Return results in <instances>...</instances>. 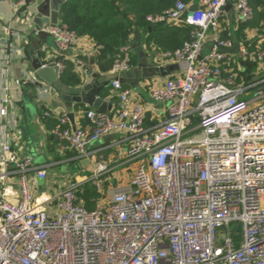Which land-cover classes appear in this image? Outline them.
Here are the masks:
<instances>
[{"label": "built area", "instance_id": "obj_1", "mask_svg": "<svg viewBox=\"0 0 264 264\" xmlns=\"http://www.w3.org/2000/svg\"><path fill=\"white\" fill-rule=\"evenodd\" d=\"M233 1L236 25L254 20L250 0H179L147 18L152 25L192 27L180 49L161 53L183 68L151 92L155 103H171L162 124L146 126L145 108L120 79L134 67L130 47L121 49L108 72L119 100L115 114L90 110L84 129L68 112L44 113L45 120L58 121L55 134L65 151L94 156L92 173L66 177L57 192L40 191L33 178L47 181L46 169L0 140V264H264V47L222 51L237 45L222 27ZM25 4L15 3L17 14ZM193 5L197 11L189 16ZM43 31L55 50L40 49L49 55L42 68L54 65L61 77L66 62H73L85 83V37L60 22ZM3 34L4 48L19 38L9 25ZM74 48L79 54L72 58ZM15 59L5 56L7 73ZM246 61L257 66L252 81H246ZM39 80L36 71L27 72L21 85ZM12 90L9 83L0 88L1 122L10 114ZM39 93L55 90L43 82ZM116 133L129 139L122 162L94 148ZM128 165L136 166L130 179L111 184L113 172ZM88 185L101 195L94 210L80 197Z\"/></svg>", "mask_w": 264, "mask_h": 264}, {"label": "crops", "instance_id": "obj_2", "mask_svg": "<svg viewBox=\"0 0 264 264\" xmlns=\"http://www.w3.org/2000/svg\"><path fill=\"white\" fill-rule=\"evenodd\" d=\"M17 1L19 0H0V88L6 83L13 86L10 114L6 121L1 122L0 120V140L9 141L20 158L32 157L35 166L44 167L48 173V180L45 181V184L40 185L38 180L31 175L33 185L40 191L48 190L49 193H53L61 189L68 173H92L95 158L90 155L81 159L77 154L71 155L70 152L72 151H65L62 148L63 142L55 134L56 128L50 129L43 118L44 113L46 111L73 113L75 125L78 128L88 129L90 122L85 118V110L87 108L94 109L81 104L68 105L62 101L61 95L56 91L53 94H46L41 97L39 93L43 84L41 80L35 85H21L25 73L35 72L34 64L36 61L42 63L49 57L46 54L41 55L40 49L48 47L51 50V55L54 53L55 43L40 42L37 38V27L34 22L36 18L43 19V17L37 15L36 11H43L44 6L39 5L38 0H26L25 6L19 9L20 12L17 14L15 7ZM236 2H230L226 9V11H230L229 16L222 21L223 34H232L234 39H236L234 32L237 27L234 14ZM8 25L18 32L19 38L13 40L8 48H4L1 44L4 42L3 27ZM255 31L258 34H255ZM259 33L258 30H251L248 32V37L250 39L261 37L262 40L264 33ZM212 38L213 34H210V42H212ZM131 39V44L128 47H130V56H135L136 62L129 74L126 76L120 75V79L123 86H126L132 92L133 102L141 104L145 108L146 126L151 128L162 124L167 118L166 107H161L152 101V90L164 86L170 78L182 75L183 68L175 61L163 59L161 52L155 47L147 50L145 46H141L138 35L131 36ZM82 41L86 45L81 53L87 70L84 77L85 84L98 85L99 80L106 77L107 85L101 97L113 104L111 113L115 114L119 100L113 101L114 97L117 99L118 97L110 87L111 76L108 75V72L102 73L98 66L99 56L106 52L101 53L100 50L103 48L96 46L95 42L89 37L83 38ZM261 42L263 43V41ZM78 52L79 50L74 48L70 53L72 58L76 57L79 54ZM10 53L16 56V59L7 73L4 60L5 56ZM76 107H79V109ZM6 125L7 128H5ZM128 147V135L116 133L102 139L94 148H103L109 160L122 162ZM135 167V165H128L116 169L111 176L113 180L111 184L126 183L130 179L126 173H132ZM9 170H12L11 167ZM13 186L14 190L17 191L16 179L13 181Z\"/></svg>", "mask_w": 264, "mask_h": 264}, {"label": "trees", "instance_id": "obj_3", "mask_svg": "<svg viewBox=\"0 0 264 264\" xmlns=\"http://www.w3.org/2000/svg\"><path fill=\"white\" fill-rule=\"evenodd\" d=\"M179 0H71L66 2L59 13V22L66 25L78 36L91 38L98 47L106 53L98 58V66L102 73L109 72L113 64L122 56L121 49L131 44V36L138 35L140 45L147 50L155 47L159 52L165 53L180 49L188 40L192 27L175 24L152 25L147 18L151 15H160L171 9ZM189 1V0H183ZM255 11L253 21L243 24L238 23L234 32L235 41L253 51L261 42V37L250 39L248 32L264 30V0H250ZM259 33V34H260ZM226 38L228 34H223ZM264 47V41L261 42ZM133 64L135 56L131 57ZM246 81L257 77V66L245 62ZM63 83L69 88H76L82 84V79L74 71V65L66 62V70L61 76ZM125 89H128L124 86ZM116 102L118 99L113 98ZM79 109V107H76ZM91 109H86L87 113ZM50 129L58 126V121L47 119ZM76 155L75 152H70ZM86 208L94 210L96 202L101 195L93 186H86L80 194ZM239 239L237 240V245Z\"/></svg>", "mask_w": 264, "mask_h": 264}, {"label": "water", "instance_id": "obj_4", "mask_svg": "<svg viewBox=\"0 0 264 264\" xmlns=\"http://www.w3.org/2000/svg\"><path fill=\"white\" fill-rule=\"evenodd\" d=\"M67 2V0H38L39 5H43V11H36L37 15H41L43 19L36 18L35 26L37 32V38L40 42H54L53 37L44 32L43 29L45 26L56 24L59 21V13L62 6ZM197 5H193L190 8L189 16H193L194 12L197 11ZM45 18L46 21H45ZM48 20V21H47ZM240 45L237 44L231 49H223V52L238 54ZM101 53H105L106 50L101 49ZM34 68L37 74V77L42 80L45 84L54 88V90L61 95V99L64 103L68 105L81 104L92 107L94 110L100 113H111L113 109V104L109 103L107 100L103 99L101 95L106 89L107 78L102 77L98 85H86L82 83L78 88H69L67 87L61 77L58 74V68L54 65L49 66L48 68H42L41 63L37 60L34 64ZM128 73H122L121 76H126ZM100 76V75H99ZM113 114L111 113V116ZM70 119L72 123H75L74 114H70ZM238 231H242V226L238 227Z\"/></svg>", "mask_w": 264, "mask_h": 264}, {"label": "rangeland", "instance_id": "obj_5", "mask_svg": "<svg viewBox=\"0 0 264 264\" xmlns=\"http://www.w3.org/2000/svg\"><path fill=\"white\" fill-rule=\"evenodd\" d=\"M53 46H54V43H53ZM157 105H159V106H165L166 108H169L170 107V105H171V103H169V102H166V103H164V104H159V103H157ZM71 174L72 173H68V176H71ZM74 174H77V173H73L72 175H74ZM87 173H85V175H86ZM127 174V176L128 177H130L131 175H132V173H126ZM38 183L40 184V185H43V184H45V181L44 180H41V179H38Z\"/></svg>", "mask_w": 264, "mask_h": 264}]
</instances>
